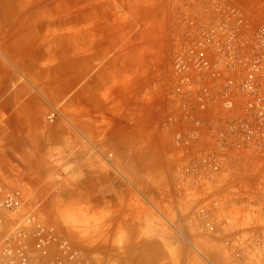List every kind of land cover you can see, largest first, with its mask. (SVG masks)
Instances as JSON below:
<instances>
[{"label":"rangeland","instance_id":"374dc122","mask_svg":"<svg viewBox=\"0 0 264 264\" xmlns=\"http://www.w3.org/2000/svg\"><path fill=\"white\" fill-rule=\"evenodd\" d=\"M49 1L57 5L23 24L21 1L0 0V61L12 41L6 29L18 24L17 38L25 39L15 49L46 59L29 85L56 92L45 121L77 132L87 156L75 159L80 145L67 144L63 153L72 156L62 160L57 151L47 175L0 166V179L23 201L16 214L0 212V239L33 215L65 237L83 264H264V182L255 168L195 188L183 176L189 147L175 143L192 126L180 122L172 63L193 39L190 22L213 0ZM216 1L239 8L253 28L261 23L264 0ZM129 110L136 122H114ZM97 119L100 134L79 132L77 123ZM137 255L143 263L133 261Z\"/></svg>","mask_w":264,"mask_h":264},{"label":"built area","instance_id":"2783aa9c","mask_svg":"<svg viewBox=\"0 0 264 264\" xmlns=\"http://www.w3.org/2000/svg\"><path fill=\"white\" fill-rule=\"evenodd\" d=\"M189 25L193 39L172 63L171 92L180 122L192 126L175 140L177 146L189 147L184 154L191 162L183 176L195 188H203L204 182L215 188L219 176L251 167L264 182V24L253 28L239 8L213 0L211 11ZM204 125L206 145L200 138ZM22 207L19 194L0 179V212L16 214ZM0 264L83 262L52 225L29 215L3 233Z\"/></svg>","mask_w":264,"mask_h":264},{"label":"crops","instance_id":"0c3cea01","mask_svg":"<svg viewBox=\"0 0 264 264\" xmlns=\"http://www.w3.org/2000/svg\"><path fill=\"white\" fill-rule=\"evenodd\" d=\"M20 1L18 13L26 15L23 24L34 22L35 17L31 16L32 14L39 19L43 12L57 5L55 1L49 0ZM7 5L2 6L8 7ZM261 23L264 24V15H261ZM18 31V24L13 23L6 29L5 36L12 41L3 48L6 61H0V166H5L6 170L17 168L25 175H47L56 169L53 159L57 151L58 157L62 160L64 157L72 156L63 153L67 144L80 145L79 151L73 153L75 159L86 157V148L82 151L81 137L77 132L66 129L61 122L45 121L47 110L56 100V92L49 86L29 85L40 75L39 71L35 70L37 64L46 59L43 54L27 55V52L21 50V46L19 51L16 50L21 40L25 39L24 36L17 38ZM131 68L128 72H131L129 71ZM122 100L118 103L121 109L124 107ZM129 105L131 104L128 102ZM133 115L134 111L131 110L130 113L129 110L114 122H136L132 120ZM101 122L99 119L95 122L85 120L76 126L83 134L89 131L91 133L90 127H96L98 135L101 133L99 129ZM93 169L101 172V168ZM17 193L22 198L21 193L19 191Z\"/></svg>","mask_w":264,"mask_h":264},{"label":"bare ground","instance_id":"6f19581e","mask_svg":"<svg viewBox=\"0 0 264 264\" xmlns=\"http://www.w3.org/2000/svg\"><path fill=\"white\" fill-rule=\"evenodd\" d=\"M138 242H139V241H138ZM138 242L136 243L137 246H138ZM136 248H137V247H136ZM141 250L146 251L145 248H143V249H141ZM137 252H138V251H137ZM145 254H147V253L144 252V255H145ZM138 257H139V255H137V257L133 258V259H134L133 261H135V263H136V262H138V263H143V262L140 261L141 259L138 260ZM145 259H146V261H148V262L151 263V260L149 259V257H148L147 255H146ZM146 261H145V262H146ZM148 262H147V263H148ZM148 264H149V263H148Z\"/></svg>","mask_w":264,"mask_h":264}]
</instances>
